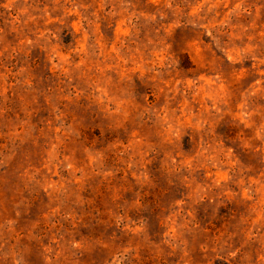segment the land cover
<instances>
[{
	"label": "clouds",
	"instance_id": "9594fccd",
	"mask_svg": "<svg viewBox=\"0 0 264 264\" xmlns=\"http://www.w3.org/2000/svg\"><path fill=\"white\" fill-rule=\"evenodd\" d=\"M0 264H264V0H0Z\"/></svg>",
	"mask_w": 264,
	"mask_h": 264
}]
</instances>
